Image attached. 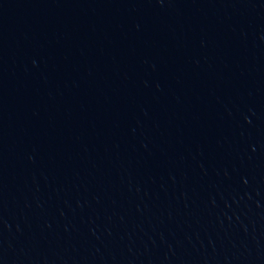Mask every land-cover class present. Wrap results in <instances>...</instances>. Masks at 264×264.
Masks as SVG:
<instances>
[{"label": "water", "instance_id": "1", "mask_svg": "<svg viewBox=\"0 0 264 264\" xmlns=\"http://www.w3.org/2000/svg\"><path fill=\"white\" fill-rule=\"evenodd\" d=\"M0 264H264V0H0Z\"/></svg>", "mask_w": 264, "mask_h": 264}]
</instances>
